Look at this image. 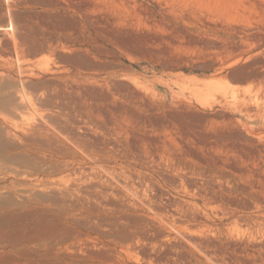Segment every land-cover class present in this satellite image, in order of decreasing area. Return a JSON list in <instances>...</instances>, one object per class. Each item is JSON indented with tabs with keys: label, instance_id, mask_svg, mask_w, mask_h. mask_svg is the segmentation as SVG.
I'll return each mask as SVG.
<instances>
[{
	"label": "rangeland",
	"instance_id": "1",
	"mask_svg": "<svg viewBox=\"0 0 264 264\" xmlns=\"http://www.w3.org/2000/svg\"><path fill=\"white\" fill-rule=\"evenodd\" d=\"M5 143L0 264H264V0H0Z\"/></svg>",
	"mask_w": 264,
	"mask_h": 264
},
{
	"label": "bare ground",
	"instance_id": "2",
	"mask_svg": "<svg viewBox=\"0 0 264 264\" xmlns=\"http://www.w3.org/2000/svg\"><path fill=\"white\" fill-rule=\"evenodd\" d=\"M14 99H15V104H16V108L18 111L17 114L20 115L31 128L38 127V129L40 130H48L46 128V124L42 122L41 120H39L38 118H36L29 111L23 96L19 94V96H16ZM36 113L38 114L39 117L41 116V118H43L42 117L43 113H39L38 111H36ZM53 135L58 142L63 143V140L61 138H59L57 135L55 136V134ZM16 137L20 138V136H18L17 134H16ZM19 143L20 145H22V140L19 141ZM8 148H9L8 143L0 144V151L3 150L4 152H6ZM0 155L2 154L0 153ZM39 158L41 160L40 170L44 171L47 177H44L41 179L36 178L35 181H33L32 179H34L35 174L29 171L27 167L23 169H19V170L13 169L12 173L15 175L16 180L12 181L11 185L18 186L17 189L22 190L21 193H18L22 198H19V199L16 198L17 203L19 205H24V198L30 199V198L36 197V195L38 197L41 196L40 193H41L42 186H49L50 188L60 189L64 191L65 193H69L71 195H77V194L79 195V192H83L89 188V185H85V184H88V183H85L86 182L85 173L81 172L78 174L77 171H73L71 173L75 177H72V174H67L63 176L62 178L56 177L58 173L63 174L64 172H66L64 171L65 168H62V164L58 165L48 155H45V156L40 155ZM25 163H30V162L25 161ZM34 163L36 164L37 161H35ZM101 170L104 173L110 175V173H108V171L105 170L103 167H101ZM134 198L138 200V196H136L135 194H134ZM136 204L141 205L139 203H136Z\"/></svg>",
	"mask_w": 264,
	"mask_h": 264
}]
</instances>
